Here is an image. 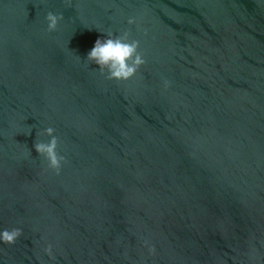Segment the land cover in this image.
<instances>
[{"label": "water", "instance_id": "water-1", "mask_svg": "<svg viewBox=\"0 0 264 264\" xmlns=\"http://www.w3.org/2000/svg\"><path fill=\"white\" fill-rule=\"evenodd\" d=\"M124 30L146 63L108 80L87 54ZM12 228L0 264H264V0H0Z\"/></svg>", "mask_w": 264, "mask_h": 264}, {"label": "clouds", "instance_id": "clouds-1", "mask_svg": "<svg viewBox=\"0 0 264 264\" xmlns=\"http://www.w3.org/2000/svg\"><path fill=\"white\" fill-rule=\"evenodd\" d=\"M70 3L71 0H68ZM62 15H57L49 12L46 15L47 31L49 33L56 31ZM129 25L137 23L134 17L127 20ZM146 34V33H145ZM140 49V41L131 38L130 30H124L120 35H114L111 32L106 33V38H98L95 41L93 48L87 54V61L91 64L99 66L101 75H105L108 80L128 81L136 76L137 72L146 61L143 58V53ZM170 86L168 80H164V87ZM55 129L48 127L44 130V135L50 137L48 142H35L34 147L36 152L43 156L48 162V168L53 170L57 175L60 174L62 161L64 157L61 156L58 149V137L54 135ZM31 133L29 132L28 135ZM22 229L12 228L0 231V241L6 245H14L18 238L22 235ZM148 247L149 254H155V246L149 245L148 241L144 242ZM44 252L51 258H54L52 252V245L49 244Z\"/></svg>", "mask_w": 264, "mask_h": 264}]
</instances>
